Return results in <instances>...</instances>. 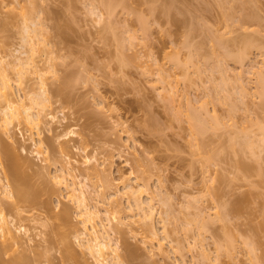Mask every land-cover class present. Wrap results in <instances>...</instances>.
Returning a JSON list of instances; mask_svg holds the SVG:
<instances>
[{
  "label": "rangeland",
  "instance_id": "374dc122",
  "mask_svg": "<svg viewBox=\"0 0 264 264\" xmlns=\"http://www.w3.org/2000/svg\"><path fill=\"white\" fill-rule=\"evenodd\" d=\"M104 1H110V13ZM167 4L172 14L162 12ZM28 17L36 21L35 52H28L22 40L23 18L27 22ZM213 36L225 50L230 46L224 50L229 59ZM243 43L251 46L244 47L241 59ZM29 53L35 70L25 66L17 74V67H6L10 90L25 105H33L30 96L42 77L47 99L34 109L42 107V115L50 112L55 119L43 116L39 127L32 128L13 121L6 132L0 128V141L25 159L19 169L24 186L54 191L40 192L32 204L1 194L4 210L18 207L12 216L21 230L11 252L32 256L46 250L34 264H95L72 236L78 262L64 260L60 253L61 234L79 226L66 191L48 178L54 173L53 159L66 153L76 160L74 172L86 195L95 185L112 194L102 200L95 192L89 202L98 210L95 225L103 226L111 243L119 245L123 264H264V83L257 82V71L264 74V0H0V55L6 61L20 55L24 61ZM220 91L228 96L223 98ZM189 109L215 125L211 122L194 134L184 114ZM38 146L39 155L34 152ZM0 156L1 184L7 167L2 152ZM84 156L98 172L107 169L109 188L103 187L101 171L87 177ZM121 176L132 184L137 200L151 206L158 238L135 210H118L132 206L135 197L122 193ZM63 211L68 214L59 221L55 215ZM217 211L227 216L217 220ZM125 243L135 249L133 258L124 256ZM219 244L223 250L232 247L229 255L218 252ZM252 244L255 262L248 248Z\"/></svg>",
  "mask_w": 264,
  "mask_h": 264
},
{
  "label": "bare ground",
  "instance_id": "6f19581e",
  "mask_svg": "<svg viewBox=\"0 0 264 264\" xmlns=\"http://www.w3.org/2000/svg\"><path fill=\"white\" fill-rule=\"evenodd\" d=\"M103 1V0H102ZM222 1V0H221ZM104 2H106V1H104ZM166 3V2H165ZM112 4V3H111ZM152 4V3H151ZM150 4V5H151ZM106 8H105V12H108V13H110V9H111V5H110V1L109 2H106ZM104 5V6H105ZM157 5V4H156ZM162 5V4H161ZM171 5V4H170ZM170 5H166V7H164L165 9H163V11L162 12H165V13H167V15H168V13L170 12ZM152 6V5H151ZM164 6V5H163ZM157 7V6H156ZM153 8V7H152ZM158 8H160L159 6H158ZM174 9V8H173ZM150 10V9H149ZM153 10V9H152ZM151 10V11H152ZM104 11V10H103ZM154 11H158V10H155L154 9ZM161 12V13H162ZM176 12V11H175ZM23 13V12H22ZM21 13V14H22ZM151 13V12H150ZM152 13H155V12H152ZM171 14H172V12H170ZM106 14V13H105ZM159 14H160V12H159ZM175 14V13H174ZM23 15V14H22ZM111 15V14H110ZM26 16V15H25ZM24 16V17H25ZM139 17H138V19L140 18V14L138 15ZM142 16V15H141ZM171 16H173V15H171ZM176 16V15H175ZM137 17V16H136ZM169 17V16H168ZM167 17V18H168ZM142 18V17H141ZM21 19H22V17H21ZM24 20V32H25V35L23 34V39L22 40H25V42H24V44H26L27 43V45H29V48L27 47V46H25L26 48H28L27 50H29L28 52H32V50H33V48L34 49H36L35 48V44H34V46H33V41H32V39L34 40V39H36V38H38V36H37V32H36V29L37 28H35V27H33V25L35 26V24L36 23H34V22H36L35 20L33 21V20H31V19H29V17H28V19H29V21H27L26 22V19L27 18H23ZM137 19V18H136ZM145 19H146V17H145ZM137 21H141V19L140 20H137ZM143 21H145V20H143ZM142 22V21H141ZM145 22H143L142 24H144ZM33 24V25H32ZM140 24V23H139ZM138 24V25H139ZM142 24H140L141 26H143ZM139 25V26H140ZM22 26V27H23ZM145 26V25H144ZM149 26V25H148ZM147 27V26H146ZM142 28V27H141ZM141 28H140V30H141ZM144 30V29H143ZM143 30H141L142 32H143ZM147 30V29H146ZM140 31V32H141ZM22 32H23V30H22ZM141 34H143L144 35V33H141ZM22 35V34H21ZM142 35V36H143ZM37 36V37H36ZM187 36V35H186ZM130 37V36H129ZM220 37H221V34H220ZM21 38H22V36H21ZM214 39H217V38H215L214 36H213V40ZM219 39H223V37L222 38H219ZM226 40V39H225ZM36 41V40H35ZM34 41V42H35ZM37 41H38V39H37ZM40 41V40H39ZM186 41V40H185ZM219 40L217 39V42H218ZM223 41H224V39H223ZM228 41V40H227ZM243 41V40H242ZM215 42H216V40H215ZM216 42V43H217ZM221 42V40L216 44V45H221V44H223V43H220ZM226 42V41H225ZM224 42V43H225ZM229 42V41H228ZM228 42H227V44H228ZM245 42V41H244ZM23 43V42H22ZM40 42H38V44H39ZM23 44V45H24ZM37 44V45H38ZM185 44H187V42L185 43ZM215 44V43H214ZM245 43H243V45H244ZM247 44V43H246ZM250 43H248V45H249ZM189 45V41H188V44H187V46ZM194 45V44H193ZM220 45H219V49H220V51H222L224 54H222L221 53V55L224 57V55H226L227 53H225L226 52V50H228V48L230 47H228V46H226L225 48H226V50L223 48V47H220ZM224 45V44H223ZM222 45V46H223ZM226 45V44H225ZM191 46V45H190ZM251 46V44L249 45V46H247V45H244V46H242L243 47V49H241V52L239 51V55H240V57H239V55H235L234 54V52L233 53H231V54H233L234 55V57L236 56H238L239 58H241L242 59V57L244 56V55H241V53L242 54H244L247 50H245L244 49V47L245 48H247V47H250ZM122 47V46H121ZM195 47V46H194ZM197 47V46H196ZM212 47H216V46H212ZM221 48H223V50H221ZM194 49V48H193ZM219 50L218 48H215V50ZM231 49V48H230ZM37 50V49H36ZM36 50H33V52H35ZM213 50V49H212ZM217 50H216V52H217ZM224 50H225V52H224ZM24 51H26V50H24ZM23 51V52H24ZM196 51V50H195ZM195 51H193L194 53H195ZM230 51V50H229ZM228 51V52H229ZM232 51V50H231ZM230 51V52H231ZM244 53H243V52ZM199 52V51H198ZM197 52V53H198ZM213 52V51H212ZM25 53V52H24ZM238 52H236V54H237ZM26 54H27V51H26ZM246 54V53H245ZM25 55V54H24ZM32 55H33V53H32ZM192 55H195V54H192ZM199 55V54H198ZM198 55H196L195 57H197ZM204 55V54H203ZM213 55H214V57H215V53H213ZM228 55V54H227ZM191 56V55H190ZM218 56H219V54H218ZM221 56V57H222ZM229 56V55H228ZM246 56V55H245ZM18 57H20V55L19 56H16V57H14V59L13 60H9V61H6V56L4 55H0V128L4 131V132H6V130H7V127L9 128V126L8 125H11V123L13 122V121H16L18 124H20V123H22V124H24V126H26V127H28V128H32V127H37L41 122H43V116L45 117V118H49V120L50 121H53L54 119H55V115L54 114H52V113H47L46 114V116L43 114H41V109H42V107L40 108H38L37 107V109H34V106H38V105H41L42 104V102H43V100L44 101H46V96H45V93L47 92V90H46V82L43 80V78L42 77H40L39 78V89H38V91L37 92H34V93H32L31 94V96H30V100L32 101V104L33 105H25V103H23L24 101L23 100H18L17 98H15L14 97V92L13 91H11L10 90V88H12V87H10L11 86V83L9 82V79H10V77L8 76L9 75V73H7L6 71H7V68L6 67H11V70H14V67H17V69H16V72L15 73H17V74H21L22 73V68H27V67H29L30 69L31 68H33L34 70H35V68L37 67L36 65H35V60H32V56H31V53H29V56H26V58H22V60H24V61H20L21 59L20 58H18ZM193 57V56H192ZM207 57L208 56H206V58H204L205 60L207 59ZM217 57V56H216ZM220 57V56H219ZM221 57L219 58V60H221ZM231 57V55L229 56V57H224V58H230ZM233 57V58H234ZM237 57V58H238ZM175 58V57H174ZM237 58H235V60L237 59ZM34 59V58H33ZM176 60H177V57L175 58ZM195 58H193V60H194ZM197 59V58H196ZM201 59V58H200ZM199 59V60H200ZM204 59L202 60V61H204ZM208 59H210V58H208ZM215 59V62H216V59L218 60V58H214ZM213 59V60H214ZM15 60H17V61H15ZM176 60H173V63H175L174 61H176ZM189 60H190V58H189ZM192 60V59H191ZM211 60V59H210ZM225 60V59H224ZM232 60H234V59H232ZM239 60V59H238ZM237 60V61H238ZM207 61V60H206ZM177 62H178V60H177ZM193 62V61H192ZM201 62V61H200ZM221 62H222V60H221ZM221 62H219V63H221ZM197 64H198V61L196 62ZM204 63H205V61H204ZM203 63V64H204ZM207 63V62H206ZM206 63H205V66H206ZM216 63H218V62H216ZM215 63V64H216ZM7 64V65H6ZM163 64V63H162ZM162 64H160V65H162ZM178 64V63H177ZM196 64V65H197ZM200 64V63H199ZM196 65H195V67H196ZM209 65V64H208ZM207 65V66H208ZM217 65V64H216ZM219 65V64H218ZM24 66V67H23ZM25 66H27V67H25ZM215 66V65H214ZM221 67H223L222 66V64L220 65ZM219 66V67H220ZM158 67V66H157ZM209 67H212V65L211 66H209ZM208 67V68H209ZM217 67V66H216ZM215 67V68H216ZM218 67V68H219ZM13 68V69H12ZM215 68L213 67V69L215 70ZM225 68V67H224ZM30 69L28 70V71H30ZM160 69V71H161V68H160V66L157 68V70H159ZM210 69V68H209ZM223 69V68H222ZM226 69V68H225ZM10 70V69H9ZM8 70V71H9ZM10 70V71H11ZM210 70H212V68L210 69ZM221 70V69H220ZM37 71V70H36ZM36 71H34V72H36ZM200 71V70H199ZM216 71H219V70H216ZM38 72V71H37ZM222 74L221 75H223L224 73L223 72H225V71H223L222 72V70L220 71ZM261 71L259 70V71H257V73H259L258 75L260 76V78H257L256 80H257V82H258V84L259 83H261V84H263L264 83V74H261V73H263V72H261ZM27 73V72H26ZM38 74V73H37ZM168 74V73H167ZM39 75H42L41 73L39 74ZM38 75V76H39ZM164 75V74H163ZM163 75L161 76L162 77V79L164 80V77L166 76V74L164 75V77H163ZM257 75V76H258ZM263 75V76H262ZM256 76V77H257ZM258 76V77H259ZM161 77H159L160 79H161ZM240 76H238V78H239ZM167 78H168V76H167ZM235 78V77H234ZM158 79V78H157ZM161 79V80H162ZM166 79V78H165ZM165 81V80H164ZM163 81V82H164ZM166 81H167V79H166ZM166 81L164 82L165 84H167L166 83ZM168 81H169V78H168ZM238 81H240L239 79H238ZM162 82V81H161ZM233 82H237V81H235V79H234V81ZM256 82V83H257ZM169 83V82H168ZM237 84V83H236ZM257 84V85H258ZM235 85V84H234ZM239 85H242V84H240L239 83ZM236 87V86H235ZM241 87V86H240ZM260 87H258V89H259ZM262 89L264 88V87H261ZM261 88L259 89L260 90V92H262L261 91ZM242 89H244L243 87H242ZM263 91H264V89H263ZM218 92V91H217ZM221 92V91H220ZM219 93V92H218ZM221 94H222V97L224 98L225 97V95H227V94H225L224 95V93L223 92H221ZM228 94H229V92H228ZM218 96H219V94H217ZM218 96H216V97H218ZM228 96V95H227ZM226 96V97H227ZM230 96H231V93H230ZM230 96L228 97V98H230ZM221 97V98H222ZM173 98V97H172ZM222 98V99H223ZM227 98V99H228ZM232 98V97H231ZM169 99V98H168ZM226 99V98H225ZM224 99V100H225ZM226 99V100H227ZM170 100V99H169ZM173 100V99H172ZM226 100L224 101V102H226ZM21 101H23V102H21ZM227 101H230L229 99L227 100ZM170 102V101H169ZM217 102V101H216ZM222 102V101H221ZM46 103V102H45ZM171 103V102H170ZM232 103V102H231ZM190 104V103H189ZM44 105V104H43ZM42 105V106H43ZM203 105V104H202ZM46 106V105H45ZM189 107V106H188ZM188 107L186 108V111H187V109H188ZM44 108V107H43ZM207 109V108H206ZM206 109H202V110H206ZM231 110H233V109H231ZM189 112H187V113H189V114H186V113H184L188 118H186V120H188V123L191 125V127L194 129V130H192L193 132H194V134H198L200 131H199V129H201V130H203L206 126H208V127H210L209 125H210V123L212 122V124H213V126L215 125V123H214V120L209 116H205V117H208L209 118V120L211 121V120H213V121H211V122H209V123H207L206 121L205 122H202L203 120H204V118H203V120H202V118L200 117V116H198V113L195 111V110H188ZM192 111V112H191ZM196 113V116H195V113ZM43 113H44V111H43ZM182 114V113H181ZM184 115V116H185ZM209 115V114H208ZM178 116H180V114L178 115ZM198 116V117H197ZM212 116V115H211ZM197 117V118H196ZM200 117V120H198V118ZM180 118V117H179ZM181 118H184V117H182L181 116ZM192 119V120H190V119ZM194 119H197V120H194ZM206 119V118H205ZM190 120V121H189ZM207 120V119H206ZM191 122L193 123V122H195L196 124H194L193 123V126H192V124H191ZM207 123V124H206ZM204 124V125H203ZM194 125H195V128H194ZM203 125V126H202ZM197 126V127H196ZM212 126V127H213ZM39 127V126H38ZM262 128H264V127H262ZM206 129H207V127H206ZM261 129V128H260ZM196 131H199V132H197L196 133ZM263 131V133H264V130H262ZM193 132H191V133H193ZM64 133V132H63ZM67 133H68V131H67ZM69 133H70V131H69ZM68 135V134H67ZM62 137V136H61ZM33 141V140H32ZM247 142V141H246ZM245 142V143H246ZM41 143V141L40 140H38L37 142L36 141H33V145H39ZM249 143V142H248ZM247 143V144H248ZM41 145V144H40ZM39 145V146H40ZM248 145H250V143L248 144ZM39 146H38V148H35V150L36 151H34V152H36V154L37 155H39L42 151H41V148H39ZM66 147V146H65ZM0 151L2 152V154L4 155V159H5V162H6V167H7V171H6V173L4 172V178H3V182L0 184V264H34V262H35V260L37 259V258H39V257H45L46 256V250H44V251H35L34 252V255H29L27 252H25V251H19V252H15L14 250H12V252L10 251L11 250V248H12V246L14 245V244H17L18 243V241H19V234H17V232H20V230H21V225H18V226H15V223H14V219H13V216L12 215H16V213H18V207L17 206H8V207H5V210L3 209V206H2V201H1V194H2V196L4 195L5 197L6 196H13L14 195V197L17 199V200H19V201H21L22 203H27V204H32V203H34L35 201H36V199H37V197H38V195L40 194V192H42V191H44V192H46V193H51V192H53L54 190L51 188V187H44L43 189H40V190H38V191H31V190H29V188L28 187H26V186H24L25 185V176H23L22 174L23 173H21V171H19V169H20V166H21V164L22 163H24V161H25V159H24V161H22L21 159V161L19 160V158H18V156L15 154V153H13V151L11 150V148H9L7 145H6V143H4L2 140L0 141ZM64 151H66L65 149H64ZM0 152V153H1ZM62 154H63V152H62ZM1 157V156H0ZM1 160V159H0ZM90 159H89V157H86V156H84V159L82 160V162L86 165L85 166V170H87V171H85V173H87V177H97V176H99V172L101 171L102 172V177L104 178V180H105V182H104V184H103V187H105V188H109L110 187V183H109V181L112 179H107V173H105V169L106 168H99V172H98V169L96 168V166H94V165H90V161H89ZM72 162H76V160L75 159H72L68 154L66 155V153L65 154H63V158H61V159H53V161H52V163H53V166H54V173H52V174H49L48 172V178L49 179H51V181H52V183H53V185L54 186H56V187H58V189H63V190H65L66 191V197L73 203V205H74V211H75V217L77 218V221H78V224H79V226H76V227H73V228H71L67 233H62L61 234V236H60V243H61V254H62V258L64 259V260H72L73 262H78V254L75 252V250L72 248V246H71V242H70V237L72 236L75 240H77V242L79 243V245H80V248L81 249H83V250H85V252L89 255V256H91L92 257V259L94 260V263L95 264H123V260H122V256L119 254V252H118V248H119V245L117 244V243H115V244H112L111 243V239L109 238V234L107 233V231L103 228V226H101V227H97L95 224H96V222H95V218L98 216V210L95 208V204L94 205H92L90 202H89V199H91V197H93V196H95V192H97L100 196H101V198H102V200H105L108 196H111L112 194H109L108 196H107V194L102 190H97L96 188L98 187H96V185H95V188L93 187L91 190H92V193H90V194H88V195H86L85 194V189H84V186H85V184L82 182V179H79V176L74 172V169H75V167L76 166H74L73 164L74 163H72ZM99 167H101V166H99ZM77 168V167H76ZM84 168V167H83ZM107 170V169H106ZM23 172V171H22ZM100 172V173H101ZM85 176H86V174H85ZM110 178V177H109ZM121 178V180H122V183H126L127 182V180H128V178L127 177H125L124 178V176H121L120 177ZM88 180H92L91 178L90 179H88ZM103 180V181H104ZM119 180V179H118ZM111 183H113L112 181H111ZM26 184H27V182H26ZM92 186H94V185H92ZM32 189V188H31ZM34 190V189H33ZM117 193V192H116ZM122 193H124V194H128L130 197L132 196V198H133V202H134V204H132V206H127V207H124V208H122V206L120 207V209L118 208V210L120 211V210H122V212H123V210H125V209H127V211H132V210H135L136 211V213L134 214V215H136L138 218L137 219H139V218H142V220H144V222L146 221L145 219H147V221L145 222L147 225H149V228L151 229V231L150 230H148L149 232H151V234H153V235H155L156 236V230L154 231V227H153V222H152V219H150V218H152V209H151V206L150 205H145L144 203H143V201H141V200H137V198L138 197H136V194H135V190L133 189V187H132V184H125L124 185V190H123V192ZM135 194V195H134ZM115 195V194H114ZM134 195V196H133ZM138 196V195H137ZM136 198V199H135ZM240 205V204H239ZM222 206V205H221ZM221 206H219V207H221ZM225 205L223 204V206H222V210H223V208H225L224 207ZM116 208V207H115ZM129 209V210H128ZM226 209V208H225ZM116 211V210H115ZM126 211V210H125ZM218 211H219V209H218ZM217 211V212H218ZM198 212V211H197ZM220 212V211H219ZM216 213V215L218 216H216V215H214L215 216V218L217 217L218 219L217 220H220V219H222L224 216V214L225 213H223V217L221 216V214H222V212H224V211H222L221 212V214L220 213ZM227 212V211H226ZM229 212V211H228ZM13 213V214H12ZM199 213V212H198ZM198 213H196L195 212V215H194V213H193V215H194V217L196 216H199L200 214H201V210H200V213H199V215H198ZM67 214H68V212L67 211H63L62 213H60V214H56L55 215V217L57 218V219H59V221H63L64 219H65V217L67 216ZM8 216V217H7ZM219 216H220V219H219ZM225 216H227V214H225ZM10 217V218H9ZM201 217V215L199 216V218ZM202 218H204V216L203 217H201V219ZM198 218H196V220H197ZM210 219V218H209ZM199 220V219H198ZM206 221V220H205ZM143 222V221H142ZM144 222H143V224H144ZM207 222V221H206ZM206 222H203V224H206ZM190 222H188V224H189ZM261 223V222H260ZM146 224H145V226H146ZM165 224V223H164ZM164 224H162L163 225V227H164ZM187 224V223H186ZM203 224H201V227H202V225ZM13 226H15L14 228H13ZM262 226H263V223H262ZM147 229H149L148 228V226L146 227ZM154 228V229H153ZM190 229V228H189ZM258 231V230H257ZM259 232V231H258ZM198 234H199V232H198ZM157 237V236H156ZM197 237V236H196ZM158 238V237H157ZM196 239V238H195ZM158 240V239H157ZM200 240L201 239H199V243H200ZM203 240V239H202ZM196 241V240H195ZM158 242H160V240H158ZM228 243V245L230 246L232 243H231V241L229 242V240L227 241ZM246 242V241H245ZM198 243V245H200ZM218 243V242H217ZM219 243H221V242H219ZM230 243V244H229ZM192 244H194V242L192 243ZM225 244L226 243H224V245L223 246H225ZM247 244L249 245V242H247ZM250 244H251V242H250ZM78 245V246H79ZM195 246V245H194ZM220 246H222L221 244H219V246H216L215 248H217L218 247V252H219V250H222V251H226L227 253H228V255H229V252L232 250L231 248L232 247H230V251L228 250L229 248H226V250H225V247H227V246H225L224 247V250L220 247ZM228 246V247H229ZM233 246V245H232ZM251 246V245H250ZM158 247H161V242L160 243H158ZM200 247V246H199ZM202 247V246H201ZM192 248V247H191ZM221 248V249H220ZM248 248H250L251 249V251H253V250H255V249H253V248H255L254 246H253V244H252V246L251 247H248ZM123 249H124V256H127L128 258H133V256H134V250H133V248L129 245V244H127V243H125L124 244V246H123ZM202 251V252H201ZM250 251V252H251ZM199 252V251H198ZM200 252H201V254L204 252L203 251V249L202 248H200ZM225 252V253H226ZM255 251H253V252H251L252 254H253V256L251 255V257H253L252 258V262H255L256 261V257L257 256H255L256 254L254 253ZM224 253V254H225ZM226 253V254H227ZM204 254V253H203ZM202 254V255H203ZM201 255V256H202ZM204 255H206V254H204ZM217 255H219V254H217ZM221 255V254H220ZM206 258H207V256H205ZM205 257H202V258H205ZM218 257V256H217ZM216 260H217V258H215ZM255 260V261H254ZM218 261V260H217ZM216 261V262H217ZM41 263V262H40ZM42 263L43 264H46V262L45 261H42ZM214 263H215V261H214ZM219 263V262H218ZM218 263H216V264H218ZM197 264V263H196ZM255 264H256V262H255Z\"/></svg>",
  "mask_w": 264,
  "mask_h": 264
}]
</instances>
